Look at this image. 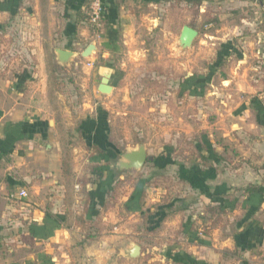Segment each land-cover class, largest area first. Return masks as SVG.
<instances>
[{"label":"crops","instance_id":"crops-1","mask_svg":"<svg viewBox=\"0 0 264 264\" xmlns=\"http://www.w3.org/2000/svg\"><path fill=\"white\" fill-rule=\"evenodd\" d=\"M88 2L0 0V264H138L144 252L140 247V257L128 259L126 250L135 243L126 239L133 233L132 225L142 232L145 223L152 226L146 229L156 233L162 226L183 223V248L174 245L162 250L169 264H264V79L254 76L246 83L236 82L230 144L225 136L221 143L204 141L185 164L174 163L175 181L182 191L165 204L159 202L160 194L148 199L150 189L142 181L125 195L119 194L124 179L101 162L115 147L107 139L105 115L96 111L81 133L84 153H92L85 162L97 166L91 172L93 180H83L77 194L75 146L69 170L59 137L63 129H71L75 140V118L70 116L66 124L58 122V114L53 116L57 109L45 103L47 65H58L55 50L72 51L79 58L93 43L107 67V59L134 40V31L142 25L134 24L138 9L160 4L101 0L105 16L95 36L86 23ZM215 4L241 12L249 7L247 11H254L253 17L261 15L264 24V0ZM256 23L251 19L241 27L255 33L260 26ZM109 27L119 31L118 41L110 48ZM95 56L83 61L88 71L94 68ZM87 62L93 67H87ZM106 71L91 73V81L99 80V94H107L100 90ZM113 79L110 72L109 87L114 86L109 84ZM71 108L74 116L75 108ZM248 186L255 192H245ZM19 190L28 197L11 200L9 194ZM209 208L214 211L212 217ZM193 221L201 227L214 222L210 226L214 229L199 238L190 230Z\"/></svg>","mask_w":264,"mask_h":264},{"label":"rangeland","instance_id":"rangeland-1","mask_svg":"<svg viewBox=\"0 0 264 264\" xmlns=\"http://www.w3.org/2000/svg\"><path fill=\"white\" fill-rule=\"evenodd\" d=\"M155 5L145 4L138 9L140 14H136L134 24L136 28L142 25L134 31V40L121 45L107 59L110 63L107 67L96 53L93 54V57L96 55L95 65L91 71L84 68L86 59L81 57H76L75 63L71 62L66 67L47 65L49 73L45 84L49 97H44L45 103L57 109L53 116L56 118L58 114V122L66 124L70 116L75 118V140L71 129H63L59 137L68 168L75 146V168L79 169L75 176L79 189L74 188L77 194L82 190L83 180H93L91 172H95L97 166L93 162H85L86 156L90 158L92 153H84L85 141L81 133V127L96 116V111L105 115L107 139L115 147V152L110 155L106 152L107 159L101 162L124 179L121 184L117 183L119 194L125 195L136 182L142 181L150 189L146 195L148 199L160 194L159 202L165 204L182 191L180 182L175 181L177 166L174 163L185 164L190 156L196 154V146L204 141L221 143L228 139L230 144L229 139L233 135L231 125L235 122L231 109L238 92L236 82L246 83L254 76L264 79V28L260 27L264 24L261 15L253 17L255 12L247 11L249 7L241 12L215 3L201 7L179 2ZM143 15H146L145 21ZM251 19H256V24L260 25L256 26L259 29L255 33L248 27H241L248 25ZM183 26L198 31L192 46L185 50L178 44ZM90 29L97 36L98 30ZM101 69L112 72L118 79L107 94L97 92L99 80L91 81V73ZM113 81L109 84L112 85ZM71 106L75 108L74 116ZM139 145L145 147L147 156L155 157L153 161L146 162L139 170H119L116 163L121 154ZM229 146L231 151L232 145ZM67 179L73 182L70 176ZM180 225L162 226L157 233L146 229L152 227L147 223L142 232L139 226L136 232L132 225L133 233L126 243L132 242L142 248L144 254L138 264H169L162 250L174 245L175 248H183V223ZM201 226L200 222L193 221L190 228L199 238L205 236ZM213 229L210 228L208 233L211 234ZM128 262L135 264L134 261Z\"/></svg>","mask_w":264,"mask_h":264},{"label":"water","instance_id":"water-1","mask_svg":"<svg viewBox=\"0 0 264 264\" xmlns=\"http://www.w3.org/2000/svg\"><path fill=\"white\" fill-rule=\"evenodd\" d=\"M198 36V31L196 29L190 28L189 26H183L181 28L180 34L178 36L179 47L183 50L188 49L192 46L193 41ZM95 44H90L84 51L80 54L83 59H88L96 53ZM57 63L61 67H66L71 64L77 54L72 51L67 50H55ZM110 72L106 71L105 78L102 82L100 90L104 93H108L111 87L107 85ZM147 161H151V157L147 156L145 147L139 145L133 150H126L121 154L120 160L117 161L116 166L119 170H139L141 169ZM141 248L140 246L134 244L131 245L126 250V256L128 259L134 260L140 257Z\"/></svg>","mask_w":264,"mask_h":264},{"label":"trees","instance_id":"trees-1","mask_svg":"<svg viewBox=\"0 0 264 264\" xmlns=\"http://www.w3.org/2000/svg\"><path fill=\"white\" fill-rule=\"evenodd\" d=\"M157 3H171V2H179V3H184L186 5L192 6V7H200L203 3L207 2V3H219L223 0H156ZM106 38L109 44H107V47L110 48V45H114L115 43L118 41L119 38V31L109 27L106 31ZM118 79L114 78L113 81V85L115 86L117 84ZM147 162H152V161H147ZM84 183H88L87 181H85ZM146 183V182H145ZM245 192L251 193V192H255V189L251 186H248L244 189ZM209 215L212 217L214 215V211L209 208V210L207 209ZM212 218H209L208 220L211 221ZM214 222H212L213 225ZM211 224L206 225V223L203 226V233L205 235L208 234L209 230H210V226H212Z\"/></svg>","mask_w":264,"mask_h":264},{"label":"built area","instance_id":"built-area-1","mask_svg":"<svg viewBox=\"0 0 264 264\" xmlns=\"http://www.w3.org/2000/svg\"><path fill=\"white\" fill-rule=\"evenodd\" d=\"M87 23L91 28L99 29L101 27L102 20L105 16V9L101 0H89L87 6ZM87 67H93V63L87 62ZM78 186H76V189ZM28 194L25 190H19L16 193L9 194L11 200L26 199Z\"/></svg>","mask_w":264,"mask_h":264}]
</instances>
